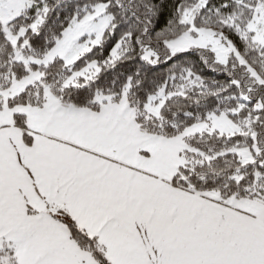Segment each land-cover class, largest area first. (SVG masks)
Masks as SVG:
<instances>
[{
  "label": "snow or ice",
  "instance_id": "snow-or-ice-1",
  "mask_svg": "<svg viewBox=\"0 0 264 264\" xmlns=\"http://www.w3.org/2000/svg\"><path fill=\"white\" fill-rule=\"evenodd\" d=\"M0 264H264V0H0Z\"/></svg>",
  "mask_w": 264,
  "mask_h": 264
}]
</instances>
